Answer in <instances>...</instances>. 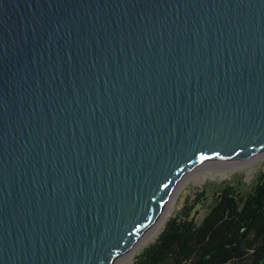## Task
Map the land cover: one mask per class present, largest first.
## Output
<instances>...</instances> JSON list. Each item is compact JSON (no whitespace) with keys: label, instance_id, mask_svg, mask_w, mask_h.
I'll use <instances>...</instances> for the list:
<instances>
[{"label":"water","instance_id":"1","mask_svg":"<svg viewBox=\"0 0 264 264\" xmlns=\"http://www.w3.org/2000/svg\"><path fill=\"white\" fill-rule=\"evenodd\" d=\"M262 154L264 0H0V264H120Z\"/></svg>","mask_w":264,"mask_h":264},{"label":"trees","instance_id":"2","mask_svg":"<svg viewBox=\"0 0 264 264\" xmlns=\"http://www.w3.org/2000/svg\"><path fill=\"white\" fill-rule=\"evenodd\" d=\"M198 196L186 197L133 264H264V171L248 189L237 177L208 182Z\"/></svg>","mask_w":264,"mask_h":264},{"label":"rangeland","instance_id":"3","mask_svg":"<svg viewBox=\"0 0 264 264\" xmlns=\"http://www.w3.org/2000/svg\"><path fill=\"white\" fill-rule=\"evenodd\" d=\"M260 171H264V154L249 162H238L233 165H219L211 163L196 169L183 180L174 198L170 214L166 221L182 206L187 196H190L191 200L198 199L199 193L208 182L234 181L237 177H240L243 181V187L248 189L251 187L256 175ZM199 208L200 207L198 206V209ZM203 211V208H200V214L203 213ZM163 227H161L160 232ZM158 235L151 238L148 243L141 245L132 261L125 260L120 264H133L135 256L139 254L148 244L153 242Z\"/></svg>","mask_w":264,"mask_h":264},{"label":"bare ground","instance_id":"4","mask_svg":"<svg viewBox=\"0 0 264 264\" xmlns=\"http://www.w3.org/2000/svg\"><path fill=\"white\" fill-rule=\"evenodd\" d=\"M173 201H174V199L167 205V207L163 211V213L160 216V218L151 227L150 231L147 234H145L142 239H140V241L137 243V245H135L130 251H128V253H126L123 256L121 263H123L125 260L132 261L134 255L136 254V252L140 248V246L143 245V244L148 243L151 238H153V237L158 235V233L160 232L161 227L164 226V223H165L167 217L170 214V211H171V208H172V205H173Z\"/></svg>","mask_w":264,"mask_h":264}]
</instances>
